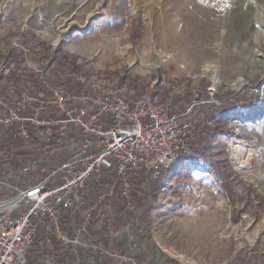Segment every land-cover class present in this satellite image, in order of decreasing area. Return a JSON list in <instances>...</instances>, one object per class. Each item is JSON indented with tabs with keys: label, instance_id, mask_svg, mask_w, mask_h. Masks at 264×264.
Wrapping results in <instances>:
<instances>
[{
	"label": "rangeland",
	"instance_id": "1",
	"mask_svg": "<svg viewBox=\"0 0 264 264\" xmlns=\"http://www.w3.org/2000/svg\"><path fill=\"white\" fill-rule=\"evenodd\" d=\"M246 7L245 0H0V75L21 65L10 48L20 36L40 46L27 55L35 64L75 63L112 88L151 93L177 113L190 108L189 118L207 119L196 131V156H180L155 184L133 188L146 240L134 249L139 264H264V3L244 16ZM204 128L222 133L201 139ZM234 146L243 149L241 165ZM33 250L27 264H37Z\"/></svg>",
	"mask_w": 264,
	"mask_h": 264
},
{
	"label": "built area",
	"instance_id": "2",
	"mask_svg": "<svg viewBox=\"0 0 264 264\" xmlns=\"http://www.w3.org/2000/svg\"><path fill=\"white\" fill-rule=\"evenodd\" d=\"M20 40L10 48L21 65L0 75V264H27L33 249L37 264H139L133 188L196 156L207 119L81 67L35 64L27 55L40 46Z\"/></svg>",
	"mask_w": 264,
	"mask_h": 264
},
{
	"label": "bare ground",
	"instance_id": "3",
	"mask_svg": "<svg viewBox=\"0 0 264 264\" xmlns=\"http://www.w3.org/2000/svg\"><path fill=\"white\" fill-rule=\"evenodd\" d=\"M243 1V0H242ZM247 2L246 10L244 11V16L248 13L252 14L254 11H256L259 7H261L264 3V0H245ZM254 24V22H252ZM77 53L83 54V52L80 49H75ZM238 84V81L233 82L231 85ZM233 155H234V164L241 165L243 161L245 160L243 149H241L240 146H234L233 147Z\"/></svg>",
	"mask_w": 264,
	"mask_h": 264
},
{
	"label": "trees",
	"instance_id": "4",
	"mask_svg": "<svg viewBox=\"0 0 264 264\" xmlns=\"http://www.w3.org/2000/svg\"><path fill=\"white\" fill-rule=\"evenodd\" d=\"M44 46L42 45V48H43ZM46 48H43V50H45ZM67 57L66 56H63V59L66 61V60H68V59H66ZM69 65L71 66V67H73L74 69H76V70H79V67L78 66H76L75 65V63L74 64H70V62H69ZM220 118V117H219ZM220 122V121H219ZM222 133V131H221V129H219V128H214V129H212V130H208L207 128H204L202 131H201V134H200V138L202 139H207L208 140V138H212V136H214V135H217V134H221ZM228 134H232V132L230 133V132H228ZM166 170V169H165Z\"/></svg>",
	"mask_w": 264,
	"mask_h": 264
},
{
	"label": "crops",
	"instance_id": "5",
	"mask_svg": "<svg viewBox=\"0 0 264 264\" xmlns=\"http://www.w3.org/2000/svg\"><path fill=\"white\" fill-rule=\"evenodd\" d=\"M109 264V263H108Z\"/></svg>",
	"mask_w": 264,
	"mask_h": 264
}]
</instances>
